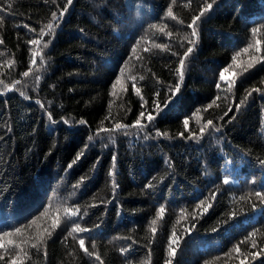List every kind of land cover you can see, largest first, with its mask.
<instances>
[{"label":"trees","instance_id":"trees-1","mask_svg":"<svg viewBox=\"0 0 264 264\" xmlns=\"http://www.w3.org/2000/svg\"><path fill=\"white\" fill-rule=\"evenodd\" d=\"M207 3H213V8L197 22L196 44L187 59L175 104L151 123L142 118L143 131L129 128L127 134L121 130L97 135L98 128L110 129L117 121L131 125L141 111L131 80H125L127 91L117 88L116 95H110L125 60L131 75L137 77L146 108H153L157 90L163 107L168 86L179 79L175 73L178 57L171 52L182 55L187 50L189 45L181 37H190L187 24ZM65 4L67 0H0V80L15 89L5 92L0 85V214L11 213L20 226L38 216L49 200L53 211L56 204L66 201L65 206L80 207L81 215L88 212L81 221L83 226L100 225L93 235L105 264H126L120 250L130 246L135 252L129 257L132 264H164L173 228L178 235L190 228L193 209L207 198L212 207L180 240L173 264H239L237 254L230 253L236 245L243 253L259 252L264 248V218L258 210L253 213L248 209L235 217L230 221L234 228L221 225L216 232L212 229L232 210L247 208L238 199L241 195L264 186V166L260 164L264 160V95L253 93L239 113L234 107L246 90L264 89L260 83L264 62L245 71L249 56L241 53L227 74L231 78L236 73L231 93L225 91L227 85L219 75L232 64L231 57L253 41L251 28L264 29V20L259 19L264 17V0H73L64 17L53 22L54 32L46 35L40 46L29 45L27 41L38 38L40 29L51 21V13L59 15ZM169 5L175 21L166 16ZM181 20L183 24L178 23ZM153 23L158 27L146 32ZM25 24L34 31L24 28ZM159 27H164V33ZM141 36L145 40L138 55L143 59H129L132 44ZM257 38L264 48V31ZM45 42L49 47L43 50L44 66L40 67L39 58L31 65V50ZM153 42L169 44L170 49L144 52ZM29 67V76H22ZM35 75L41 77L39 82ZM14 80L22 83L13 85ZM156 80L163 85H157ZM21 89L28 100L19 95ZM217 96L216 105L205 112ZM228 105L232 111L224 116ZM109 111L112 116L105 120ZM81 119L86 123H75ZM208 119L220 131L209 129L200 138V127ZM157 131L162 135L156 136ZM193 134L197 138L189 139ZM80 152L84 155L69 169ZM226 167L235 183H222ZM109 171L114 175L110 177ZM82 177L86 183L80 189ZM113 182L118 185L115 192ZM149 182L156 185L154 190L144 188ZM212 192H216L214 200ZM93 204L96 206L89 207ZM161 205L166 207L165 215L157 220L158 231L153 236L150 221L157 219ZM181 209L186 218H181ZM45 227H51L49 217H42L28 232L34 234ZM70 228L61 214L52 238L39 253L30 249L25 264H91L79 244L67 236ZM254 229H260L255 237L257 248H251L250 241L240 245ZM149 240L153 242L149 244ZM85 244L91 250L92 241L86 239ZM251 264H264V254Z\"/></svg>","mask_w":264,"mask_h":264},{"label":"snow or ice","instance_id":"snow-or-ice-1","mask_svg":"<svg viewBox=\"0 0 264 264\" xmlns=\"http://www.w3.org/2000/svg\"><path fill=\"white\" fill-rule=\"evenodd\" d=\"M73 0H67V4L64 5L63 9L59 11V15L57 14L56 11H53L51 13V21L47 23L44 28H41L39 33H38V38L34 39H29L27 43L29 45H36L40 46L43 38L46 35H50L51 33L54 32L56 25L53 23L54 21H59L61 20L65 13L68 11V6L71 5ZM52 3H56V0H52ZM8 7L11 8L12 4L9 3ZM59 7V6H58ZM185 7H188V5H185ZM213 8V3H207L206 5L200 6L199 14L193 15L191 18V22L187 24V28L191 29L190 37L185 36L181 37L182 41H187V44L189 45L187 47V50L183 52L182 55H179L178 52L172 51L171 55L178 57V66L175 68V73L178 74L179 79L175 83L174 86L169 85L167 88V95L165 100L163 101V107L161 105V102L157 99L161 92L160 90H157L155 92V97L152 100V105L153 108L151 110H148L146 108L147 101H145L144 96L141 94V89L137 86V77L131 75L130 71L127 69V64L128 61H124V65L120 67L119 69V75L115 76L114 82L111 84V89L112 91L110 92V95L115 96L116 95V90L119 88L121 92L127 91L126 86H125V80H131V89L132 91L139 96L141 104L140 108L141 111L139 112V115L137 116L136 120L131 124H124L121 122H115L112 128H98L97 129V135H100L101 133H111V132H116V131H121L123 130L125 134H127V129L129 128H136L139 131H143L145 128V125L141 123V119L144 118L148 122H153L155 121L160 115H162L166 109L170 108L171 105L175 104L176 98L178 97V93L180 92L181 89V81L184 80L185 76V67H186V62L190 54L193 52V47L196 44L195 38L198 36L197 32V22L201 20L202 17H204L205 13H207L209 10ZM0 11H3V9H0ZM166 16L170 17L172 20H176V16L173 14V8L171 5L168 6ZM259 19L264 20V17H259ZM254 22V21H253ZM178 23L183 24V21H178ZM158 25L153 23L149 25V28L145 30L146 32L157 28ZM24 28L28 29V25L25 24ZM47 29V32H45L44 29ZM29 31H34V29H28ZM159 31L161 33H164L165 29L164 27H159ZM264 31L262 28L258 27H252L250 32L251 36L253 37V41L249 42L248 45L244 48H242L240 51H237L232 57L231 61L232 64H230L228 67L223 68L220 71V80L225 81L227 88L226 92L231 93L237 83L235 76L236 73L231 74V78L227 75L229 73L230 68H232L234 65L237 64V58L241 55V53L248 54L249 60L248 63L245 67V71L248 69L253 68L254 65L256 64H261L264 62V48H262V41L261 39H258L257 36L260 32ZM167 36L171 37L172 33L167 32ZM145 40L144 36H141L140 38L136 39L135 43L132 44L131 46V52L129 59L132 57H135L136 59H143L142 56H139V50H140V45L141 42ZM0 43H3L2 40H0ZM49 47V44L47 42L42 44V47H37L36 49L31 50V65H36L38 62L39 58V65L40 67L44 66V59H43V50L47 49ZM179 47L183 48L184 43L181 42ZM152 49H160L163 52H167L170 49L169 44H163V43H152V47L149 48L145 46L143 48V51L146 53L152 52ZM36 71H39V68L36 69ZM30 72H32V67H29L28 71H24L21 73L22 76L28 77ZM127 73V75H126ZM123 78V79H122ZM41 77L39 75H35V81L39 82ZM139 80L143 81L144 77L140 76ZM22 82L20 80H14L13 85H20ZM261 84H264V80L260 81ZM157 85H163L162 81L156 80ZM0 85H3V89L5 92H13L15 89L13 87H10L8 84H6L3 80H0ZM29 85L27 82H24L23 87L27 88ZM216 88L220 89L221 85L220 83L216 84ZM19 95L23 97L24 100H28L29 96L26 94L25 91L18 90ZM247 94L240 99L239 103L235 104V110L237 113L240 112L242 106H244L249 98L252 96L253 93H260L261 95H264V89L253 87L250 91L246 90ZM220 99L219 96H217L215 99L211 101L207 105V107L204 109V111H208V109H211L213 105H216L217 100ZM227 99V97H225ZM37 104H40V101H36ZM112 106V101H109V109H111ZM41 108H43V105L41 104ZM232 111V105H228V111L224 112V116H228V113ZM155 113V115L153 114ZM112 116L111 111H109L108 115L105 116V120H108L109 117ZM49 120H52V116L49 113L48 114ZM220 119H223V117H220ZM236 117L233 116L232 120H235ZM55 121H53L54 123ZM232 121H229L231 123ZM65 124H68L69 121L65 120ZM81 125L85 124L86 121L84 120H79L78 122ZM184 128L185 130H188L189 128V120L187 118L184 119L183 121ZM211 129L212 131L219 132L220 127L216 126L213 124L212 119H208L202 126L200 127V138L203 137L204 133ZM162 133L159 131L156 132V136H160ZM163 135H167V133H163ZM183 135V133H181ZM148 137L145 136V139ZM197 138L195 134L189 137V139ZM89 141L93 140V136L88 137ZM109 140L111 142H114L112 140V137L109 136ZM88 145L85 146L87 148ZM84 155L83 152H80L76 155L75 159L68 165V168L71 169L73 165H75L81 157ZM113 161H115L116 157H112ZM260 164L264 166V160L260 161ZM95 166H93L94 168ZM171 167V165H170ZM225 172L227 173L222 180V183L224 185H228L230 183H235L233 179H230L231 177V170L229 168H225ZM108 175L111 177L114 175L113 171H109ZM85 178H81L80 184L77 186L80 189H83L85 186ZM118 185L113 182L112 184V190L115 192L116 188ZM145 189L149 190H154L156 188V185L153 182H149L144 185ZM211 197L214 200L216 197V192L211 193ZM207 199V198H206ZM205 200H200L195 208L193 209L191 213V227H186L183 229L182 234H177L175 228H173L172 234L168 237V244H167V258L164 260V264H173L174 258L177 255V248L179 246L180 240L184 238L185 235L189 234L191 232L192 228L196 227L195 221L199 218L202 217L205 213L209 211V209L212 207L211 203H206ZM236 198H234L235 200ZM240 201H243L246 205L247 208H241L239 210H232L227 214L226 219H221L218 221L217 226L213 227L212 231L216 232L217 228L221 225H228V228H234L235 224L230 223V221H233L235 217L241 215L248 209H250L253 213H255L257 210L261 213L262 218H264V186H262L259 190L253 189L251 191H248L241 195L238 198ZM104 202V201H101ZM66 201L61 202L59 204L55 205V210L53 211V205L51 200H49V203L44 206L43 211L39 212L38 216H33V218L27 223V224H20V226H17L19 223L18 218L12 216L11 213L9 214H0V261L5 262V264H25V261L29 259V251L35 250L37 253L41 250L43 246H45L48 242L49 239L52 238L53 233L56 231L58 226L61 223V214H63L66 223L71 224V228L67 233V236H71L72 240L75 241L76 243L79 244L80 250L83 251L86 257L89 258L91 261V264H105V262L101 259L100 254L96 251L97 244H96V238L93 235V233L98 232V229L100 227L99 224L93 225L92 228L85 227L82 225L81 221H84V217L88 215L87 211H84L83 215L80 214L81 209L78 206H65ZM96 205H90L89 207H95ZM197 210L199 213L197 214ZM166 207L164 205H161L157 211H156V217L157 219H153L150 221L149 225V230L152 233L153 236L156 235L157 233V220L162 219L165 215ZM42 217H49L51 219V227H45L43 230L36 231L34 234L29 233L28 229H30L33 225L37 224V221L40 220ZM181 218H186L185 217V210L181 209ZM228 228H225L224 230L227 232ZM260 229H254L251 232H248L247 236L244 237L243 240L240 241V245L248 244L250 241V247L255 249L257 248V242H256V235L257 232H259ZM82 234H87V236H83ZM67 236L64 237V241H67ZM86 239H89L92 241L91 245V250H89L88 247H86L85 241ZM126 239H131V237H127ZM153 241L149 240L148 243L151 244ZM136 242L133 241V244ZM121 254L124 255L126 264H132V260L129 259V257H134L135 252L134 250L130 247L128 248H121ZM234 251L237 254V258L239 259V264H245L246 261H248V264H251V260H255L257 258V255L264 254V248H261L259 252H247L243 253L241 252V247L239 245L234 246L233 249L230 250ZM230 253H227L226 255H230ZM6 254H7V260H6ZM94 258V259H92ZM251 258V260L249 259ZM219 259V257H217ZM205 264H208L206 261Z\"/></svg>","mask_w":264,"mask_h":264}]
</instances>
